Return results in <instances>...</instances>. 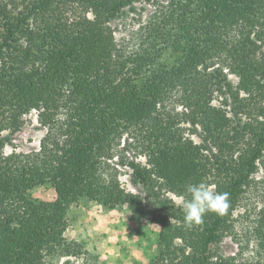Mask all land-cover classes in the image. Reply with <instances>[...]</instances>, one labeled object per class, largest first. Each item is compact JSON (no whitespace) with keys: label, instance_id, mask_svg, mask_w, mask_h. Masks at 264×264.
<instances>
[{"label":"trees","instance_id":"1","mask_svg":"<svg viewBox=\"0 0 264 264\" xmlns=\"http://www.w3.org/2000/svg\"><path fill=\"white\" fill-rule=\"evenodd\" d=\"M141 2L154 6L147 42L126 52L113 23ZM33 112L46 129L39 148L7 153ZM127 144L145 164L118 155L117 165L146 178L157 211L121 183L113 158ZM260 171L264 0H0V264L84 253L65 235L83 197L152 215L161 229L150 264H264V205L247 214L254 258L214 250ZM189 183L229 193V207L188 225L161 191L187 200ZM42 184L54 200L32 195Z\"/></svg>","mask_w":264,"mask_h":264},{"label":"rangeland","instance_id":"2","mask_svg":"<svg viewBox=\"0 0 264 264\" xmlns=\"http://www.w3.org/2000/svg\"><path fill=\"white\" fill-rule=\"evenodd\" d=\"M136 7V11L128 10V13L113 23L117 40L126 52H133L147 42L146 24L154 6L141 2ZM230 78L234 84L237 83L235 75L231 74ZM26 119L25 125L14 135L12 143L5 146L7 153L12 150L29 153L39 148L46 129L39 124L34 112L26 115ZM189 129L187 133L200 142V136ZM121 147L122 145L117 148L113 164L120 170L122 185L128 191L141 194L149 209L159 210L158 200L147 195L144 187L146 178L139 175L138 183H135L132 168L128 165H117L120 159L118 155L127 161L136 159L145 164L144 156L137 153L139 148L134 144H127L124 150ZM257 179L258 185L246 194L235 213V230L214 246V250L221 255L237 256L238 260L256 256V244L252 236L255 221L247 214L251 215L264 205V176L261 171L257 174ZM31 193L34 197L47 201L57 197L56 191L46 184L35 187ZM164 193L178 205H183L185 199L182 196L163 189L161 194ZM68 220L65 235L70 240L82 243L84 253L58 257L52 264H150L159 252L160 225L153 220L152 215L135 213L128 204L113 206L111 203L83 197L71 204Z\"/></svg>","mask_w":264,"mask_h":264},{"label":"clouds","instance_id":"3","mask_svg":"<svg viewBox=\"0 0 264 264\" xmlns=\"http://www.w3.org/2000/svg\"><path fill=\"white\" fill-rule=\"evenodd\" d=\"M190 199L183 202L184 219L188 225H200L209 212L222 214L230 205L227 192H216L205 183L186 185Z\"/></svg>","mask_w":264,"mask_h":264}]
</instances>
